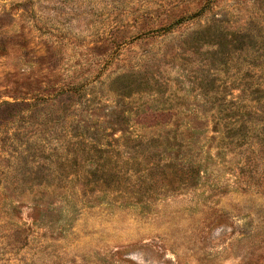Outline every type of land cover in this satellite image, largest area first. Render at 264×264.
I'll use <instances>...</instances> for the list:
<instances>
[{"label": "rangeland", "instance_id": "374dc122", "mask_svg": "<svg viewBox=\"0 0 264 264\" xmlns=\"http://www.w3.org/2000/svg\"><path fill=\"white\" fill-rule=\"evenodd\" d=\"M0 264H264V0H0Z\"/></svg>", "mask_w": 264, "mask_h": 264}, {"label": "trees", "instance_id": "16d2710c", "mask_svg": "<svg viewBox=\"0 0 264 264\" xmlns=\"http://www.w3.org/2000/svg\"><path fill=\"white\" fill-rule=\"evenodd\" d=\"M166 28H164V30H165ZM254 101L255 102H260V101H262V99H261V97H256V98H254ZM244 108H245V106H244Z\"/></svg>", "mask_w": 264, "mask_h": 264}]
</instances>
